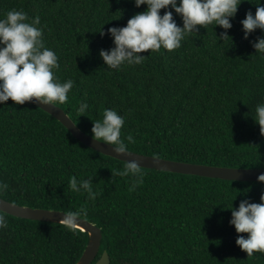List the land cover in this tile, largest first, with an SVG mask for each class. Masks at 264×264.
I'll list each match as a JSON object with an SVG mask.
<instances>
[{"label": "trees", "instance_id": "1", "mask_svg": "<svg viewBox=\"0 0 264 264\" xmlns=\"http://www.w3.org/2000/svg\"><path fill=\"white\" fill-rule=\"evenodd\" d=\"M244 0L227 30L209 25L188 36L179 49L141 53L142 64L106 70L99 53L114 47L107 34L125 27L134 0H0V18L12 9L40 17L46 47L58 56L54 75L73 88L56 104L84 133L105 108L124 117L121 137L142 155L231 168H264V136L253 120L264 103V57L244 38L241 21L264 0ZM173 17L182 27V18ZM161 9V15L165 12ZM105 35L101 36L100 30ZM217 36H216V34ZM232 40V41H231ZM81 102L89 108L77 109ZM82 115V116H80ZM93 137V136H92ZM125 143H128L125 139ZM125 162L95 152L71 136L52 116L25 102L0 104V197L20 206L81 211L101 229L94 263L105 251L110 264H264V253L247 257L230 225L232 206L259 203L264 183L223 181L142 169L144 182L130 191V177L112 175ZM93 178L98 194L73 192L69 179ZM235 199V200H234ZM234 200V201H233ZM0 264H76L88 235L62 224L4 214Z\"/></svg>", "mask_w": 264, "mask_h": 264}, {"label": "clouds", "instance_id": "2", "mask_svg": "<svg viewBox=\"0 0 264 264\" xmlns=\"http://www.w3.org/2000/svg\"><path fill=\"white\" fill-rule=\"evenodd\" d=\"M244 0H134L137 8L146 5V10L134 14L125 27H111L107 34L112 38L114 47L101 50L99 55L106 70H121L125 66H135L143 63L145 55L141 53L158 52L161 49L169 52L179 49L182 42L190 35L197 36L201 26H220L225 31L219 36L223 42L232 28L230 18H234L238 7ZM261 0L257 5H260ZM182 18V27L177 25L173 12ZM166 11L161 15L160 10ZM39 16L30 18L23 10H9L4 18H0V104L11 99L18 105L32 102L42 105L65 104L68 93L73 88L74 81L69 79L61 83L54 75V70L60 68L56 53L46 47L44 29L40 26ZM244 38L260 29L264 31V6H258L255 14L248 11L241 21ZM101 36L105 33L101 29ZM232 41V40H231ZM255 54L264 57V37H258L252 43ZM89 105L81 102L77 111L83 114ZM82 116V115H80ZM253 120L260 126V134L264 136V103L255 108ZM124 117L114 109L105 108L102 119L93 121L91 133L95 141L112 146L117 155H128V144L134 143V138L128 135L121 137ZM125 139L128 143H125ZM112 175L130 177L129 190L134 191L144 182L146 173L136 161H125L123 170H116ZM259 183H264V173L257 177ZM93 178L78 180L76 176L69 179V188L73 192L87 193L90 200L98 195L93 190ZM8 185L0 181V192ZM235 200V199H234ZM233 200V201H234ZM230 225L235 227L240 235L236 244L251 257L254 253H264V193L259 203L244 199L238 209L232 206ZM81 211L63 213L59 221L68 230L75 232L80 225ZM8 226L3 211H0V229Z\"/></svg>", "mask_w": 264, "mask_h": 264}, {"label": "water", "instance_id": "3", "mask_svg": "<svg viewBox=\"0 0 264 264\" xmlns=\"http://www.w3.org/2000/svg\"><path fill=\"white\" fill-rule=\"evenodd\" d=\"M27 103L36 106L43 112L56 119L71 134L73 138H75L85 147L121 162L136 161L142 169L156 170L160 172L187 176H198L202 178L218 179L223 181L251 183H258L257 177L261 173H264V168H231L194 164L142 155L129 150L128 151L130 154L128 155H117L112 146L106 145L103 142L95 141L92 136L84 133L81 129H79L67 115V113H65V111L58 105H42L32 102ZM0 211H3L4 214L15 218L54 224H62L59 223V221L63 218V213H65L58 210L20 206L6 201L1 197ZM81 220L82 221L80 222V225L77 226V229L88 235V243L76 264H110L109 256L105 251L102 253L101 257L94 263L101 248L103 235L101 229L95 224L83 218H81Z\"/></svg>", "mask_w": 264, "mask_h": 264}]
</instances>
